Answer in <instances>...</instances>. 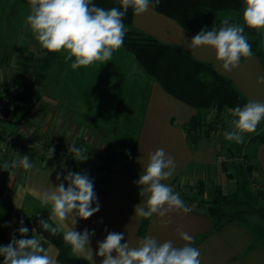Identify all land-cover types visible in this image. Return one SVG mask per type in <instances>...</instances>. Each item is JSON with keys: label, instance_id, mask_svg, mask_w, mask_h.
<instances>
[{"label": "crops", "instance_id": "crops-1", "mask_svg": "<svg viewBox=\"0 0 264 264\" xmlns=\"http://www.w3.org/2000/svg\"><path fill=\"white\" fill-rule=\"evenodd\" d=\"M0 7L4 18L0 21L3 29L0 34V83L6 84L19 79L30 55L46 51L24 26L28 14L26 3L0 0ZM218 18L223 19L220 15L214 16L212 22ZM133 27L211 64L232 82L247 102L264 101V85L257 83V78L264 76V31L255 33L259 45L252 50L253 55L242 59L240 67L233 72L226 73L209 47L191 49L187 46L200 32L198 29L186 28L153 8L142 15H134ZM33 48L35 51L31 50ZM63 59L64 54L57 53L44 69L40 98L29 116L30 125L53 142L49 147L74 144L100 157L96 163L84 164L71 159V155L47 159L48 156L28 149L2 158L0 166L27 155L33 168L25 171L17 167L9 172L0 168V246H7L13 237L21 239L34 235L48 250L54 264H63L58 258L57 247L36 231L30 219L34 214L48 211L52 226H57L59 222L51 215L50 206L42 207L40 197L44 192L55 191L61 183L67 187L64 177L72 172L86 174L92 180L97 197L92 207L99 204L98 212L87 220L77 218L75 225L78 232L94 230L89 245L93 253L75 255L70 249L75 257L100 264L102 258L95 255L98 242L109 232L123 233L122 243L128 242L130 246H137L145 236L161 242L172 240L180 246L184 242L177 229H182L193 237V246L201 253V264H264L262 214L256 213L262 220L261 226L252 218L250 222L236 219L217 227L210 211L216 188L249 201L245 209L252 210L264 203V121L256 132L245 135L243 144L226 140L224 132L228 131L225 129L190 134L189 123L198 110L164 89L124 46L113 53L111 61L103 65L97 62L75 71L70 67L71 61ZM224 124L222 127H226ZM9 127L0 124V146L7 145L4 137L10 133ZM255 135L260 138L252 139ZM18 141L32 145L24 138ZM248 145L251 156H245ZM159 148L171 154L177 165L166 183L180 193L192 211L188 214L172 212L165 217L154 215L150 219L134 217L135 206L143 199L134 181L139 179L149 153ZM223 157L229 160L223 162ZM246 162L252 164L249 175L244 173ZM251 179L256 181L257 188ZM247 216H251L250 212ZM21 226L29 229L26 237L20 236ZM61 226L65 230L71 227L66 222ZM257 226L261 232L257 231ZM0 264H3V257H0Z\"/></svg>", "mask_w": 264, "mask_h": 264}, {"label": "clouds", "instance_id": "clouds-1", "mask_svg": "<svg viewBox=\"0 0 264 264\" xmlns=\"http://www.w3.org/2000/svg\"><path fill=\"white\" fill-rule=\"evenodd\" d=\"M119 7L105 9L93 3V0H27L28 14L24 19L27 28L42 50L51 53H63L65 62L70 63L73 71L89 67L99 62L111 61L113 53L122 47L127 28L123 22L129 9L134 15H142L155 8L159 0H116ZM243 25L230 23V18L221 21L219 29H201L187 45L191 49L209 47L221 69L231 73L241 65L242 59L250 58L252 46L244 34L245 27L264 31V0H243ZM23 39V37H21ZM35 51V48L31 49ZM257 83L264 85V76L257 78ZM228 111L232 114V128L225 133V139L237 144L245 142V135L256 132L258 125L264 121V101H248L242 107L237 106ZM77 161H84L88 156L84 150L70 144L68 149ZM54 148L48 149V158ZM11 163L5 162L0 168L22 167L31 170L33 164L27 155L18 156ZM175 158L163 148L149 153L143 171L134 183L140 187L142 202L135 206V216L150 219L154 215L165 217L172 212L188 214L192 211L179 192H175L166 183L176 170ZM61 177L58 174L57 179ZM64 183L55 187V191L44 192L41 205L50 206L51 215L59 222L52 226L47 220L40 219L39 225L50 235L62 234L63 241L70 246L75 255L93 253L89 247L91 232L75 230L77 218L87 220L99 211L94 184L86 174L72 173L64 177ZM68 223L65 230L61 225ZM23 225V220L20 221ZM21 237H26L28 228L18 229ZM34 231V230H33ZM184 242L177 246L172 240L163 242L152 236H145L137 246H130L123 233L109 232L103 241L98 242L96 256L102 258L100 264H201V253L193 246L194 239L182 229H177ZM3 264H54L52 256L36 236L31 238H12L7 246H0Z\"/></svg>", "mask_w": 264, "mask_h": 264}, {"label": "trees", "instance_id": "trees-1", "mask_svg": "<svg viewBox=\"0 0 264 264\" xmlns=\"http://www.w3.org/2000/svg\"><path fill=\"white\" fill-rule=\"evenodd\" d=\"M22 1L27 3V0ZM93 3L105 9L119 7L116 0H93ZM153 9L176 19L186 28L208 31L211 28L219 29L221 27L223 19L218 18L213 23L212 17L214 16L228 14L226 16H229L230 23H235V17L232 18L231 16L233 14L242 15L243 0H159V4ZM133 18V11L129 9L123 20L127 32L122 46L137 58L146 72L159 81L164 89L198 110V113L189 123L190 134L208 133L214 128L224 126L225 124L219 121L222 118L221 114L226 112V109L242 107L247 102L232 82L216 71L211 64L197 60L175 45L161 42L142 31L136 30L133 27ZM248 33L249 30L245 27L244 34L247 36ZM248 42L251 44L252 50L258 48L259 42L257 40L248 39ZM47 53V56L39 60L36 59L35 55H30L25 63L21 76L29 73L33 66L37 74L30 83L20 85L19 103L11 115L19 123L26 122L30 125L29 116L39 102V87L43 83L44 69L57 56V53ZM12 84L6 83L4 85L11 86ZM117 96L121 106L122 100L119 92ZM212 108L217 109L219 118L217 121L204 125L201 112ZM258 138H260L258 135L252 137V139ZM88 153L90 155L96 154L92 151H88ZM96 157L99 158L100 156L96 154ZM244 173L247 175L252 173V164L245 165ZM247 204L249 201L246 199L241 200L236 194L227 195L220 188H216L210 206L216 226L220 227L224 222L236 219L250 222L247 216L249 212L259 213L264 217V203L253 207L254 211L253 209H245L244 206ZM229 207H234V209L229 210ZM40 219H45L52 225L49 212L42 211L39 214H34L30 221L37 232L57 247L60 262L63 264H91L86 258L71 255L70 246L63 241L62 234L52 236L48 231H44L39 225Z\"/></svg>", "mask_w": 264, "mask_h": 264}, {"label": "built area", "instance_id": "built-area-1", "mask_svg": "<svg viewBox=\"0 0 264 264\" xmlns=\"http://www.w3.org/2000/svg\"><path fill=\"white\" fill-rule=\"evenodd\" d=\"M35 73H27L25 76H20L18 79V84H14L10 87L5 86L4 84L0 83V124H9V125H15L16 124V119L12 118L11 115L12 113L17 109L18 103H19V98H18V94H19V89H20V85L21 84H26V83H30L32 80L35 79ZM18 125L17 124V128L16 131L14 132H10L8 134L5 135L4 140L7 142V145L4 146H0V160L6 156H10L12 154V152H16V153H21V152H25L28 149H33L35 150L37 153L42 154V155H46L48 156V149L49 148H54V153L52 156H56L57 155V150L58 152H64L65 147L62 145H59V147L55 148V147H49L52 143L50 141V139H46L45 137H40L39 135H37V133L31 129V126L28 125L27 123ZM14 130V129H13ZM18 132H24L26 133L24 137H20L18 135ZM20 138H24L26 140H28L30 142V144L32 145H25L22 142H19L18 139ZM10 145L13 146V150L11 149ZM33 147V148H30ZM69 147L67 148V154L70 156L72 155V153H70L68 151ZM64 153V154H66ZM88 156L87 160L84 161H79L80 163H84V164H92V163H96V161H98V158L95 155H86ZM225 160V158H223ZM223 160V161H224ZM228 157L227 160L228 161ZM248 164V162H246V165ZM227 173L229 174L230 171L228 170ZM252 183L254 186H256L257 188V183L256 181H253Z\"/></svg>", "mask_w": 264, "mask_h": 264}, {"label": "rangeland", "instance_id": "rangeland-1", "mask_svg": "<svg viewBox=\"0 0 264 264\" xmlns=\"http://www.w3.org/2000/svg\"><path fill=\"white\" fill-rule=\"evenodd\" d=\"M20 1H22V0H20ZM23 2V1H22ZM25 3V2H24ZM27 4V3H26ZM0 11H1V7H0ZM226 15H228V14H221L220 15V17H223V20L225 19V18H228L229 16H226ZM232 18H234L235 17V23H237V24H241V25H243V20H242V15L241 16H238V15H235V14H233L232 16H231ZM4 18L2 17V15L0 14V21L1 20H3ZM249 30V33L247 34V38L248 39H250L251 41H253V40H257L256 38V35H255V33H257V31L256 30H252V29H248ZM3 33V29H1L0 28V34H2ZM48 55V53L47 52H45V53H43V54H36L35 56H36V58H37V60H39L40 58H42V57H45V56H47ZM64 61H65V59H63ZM62 60V61H63ZM40 63V62H39ZM38 63V64H39ZM39 65H41V64H39ZM46 70V69H45ZM35 73V74H37V72L34 70V66H33V68L31 69V71L29 72V73ZM18 82V80L16 81L15 80V82H11V83H17ZM14 84H12V85H14ZM11 85V86H12ZM6 86V85H5ZM8 87H10V86H8ZM39 90H40V88H39ZM41 92H42V89H41ZM34 111V110H33ZM32 111V112H33ZM30 113V115L31 114H33V113ZM201 114H202V118H203V122H204V125H205V123L206 124H209L210 122H213V121H217V119L219 118V112L217 111V109H214V108H212V109H206V110H202V112H201ZM222 115V118H221V120H219V121H221V122H225L226 123V127H220V129L218 128V130H223V129H225V130H227V131H230L231 130V128H232V124H231V122H232V118L233 117H230V115H229V112H228V109H226V112H224V113H222L221 114ZM221 115H220V117H221ZM26 122H22V123H19V122H17V120H16V124L13 126V125H10L11 127H9V128H11V129H9L10 131L9 132H14V131H16V128L18 127L17 126V124L18 125H20V124H25ZM9 125V124H8ZM21 125V126H22ZM14 129V130H13ZM31 129L34 131V133L36 132L37 133V135H39L40 137H45L46 139H48L47 137H46V135H43L42 133H40L38 130H36V129H34V127H32L31 126ZM226 132H224V134H225ZM25 134L26 133H22V132H18V135L20 136V137H24L25 136ZM221 135V134H220ZM223 135V134H222ZM219 136V135H218ZM221 137V136H220ZM51 141V140H50ZM51 143H53L52 141H51ZM76 146V145H75ZM53 147H55V148H57V147H59V145L57 146H53ZM65 147V146H64ZM30 148H33V147H30ZM67 148L68 147H65V150H64V152H58V150H57V155L56 156H54V157H58V155H62V154H64V153H66L67 151ZM242 149V148H241ZM250 147H249V145H248V150L246 149V153H248L249 154V156H251V151H250ZM29 150H32L33 151V149H29ZM122 154H123V152H121ZM39 154V153H38ZM40 155H42V154H40ZM84 155H89V153L88 152H84ZM66 156H68V154L66 153ZM69 157V156H68ZM71 157V159H73V160H75L74 158H73V154L70 156ZM223 158H225V160H227V157H223ZM222 158V161L224 160ZM248 159V162H249V158H247ZM223 161V162H226V161ZM228 171V170H227ZM231 172V171H230ZM252 181V180H251ZM232 209H234V207H229V210H232ZM251 214V216H248V219L250 220V219H254V221H255V224L257 223V225H259L260 224V226H261V224H262V220L259 218V216L256 214V213H250ZM246 216V215H245ZM247 217V216H246ZM261 227H264V225H262ZM260 227V228H261ZM257 231H259V232H261L260 231V229L258 228V226H257ZM263 232H264V229L262 230Z\"/></svg>", "mask_w": 264, "mask_h": 264}]
</instances>
